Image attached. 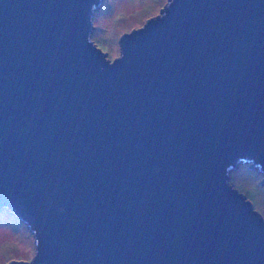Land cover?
I'll return each mask as SVG.
<instances>
[{
    "label": "water",
    "instance_id": "1",
    "mask_svg": "<svg viewBox=\"0 0 264 264\" xmlns=\"http://www.w3.org/2000/svg\"><path fill=\"white\" fill-rule=\"evenodd\" d=\"M104 0H0V211L34 255L6 264H264V0H167L91 39Z\"/></svg>",
    "mask_w": 264,
    "mask_h": 264
},
{
    "label": "rangeland",
    "instance_id": "2",
    "mask_svg": "<svg viewBox=\"0 0 264 264\" xmlns=\"http://www.w3.org/2000/svg\"><path fill=\"white\" fill-rule=\"evenodd\" d=\"M167 0H104L93 16V43L112 59L119 55L118 38L138 28L159 13ZM263 175L240 164L230 173V183L253 204L264 218ZM34 239L28 227L6 210L0 211V264L10 260H30Z\"/></svg>",
    "mask_w": 264,
    "mask_h": 264
}]
</instances>
